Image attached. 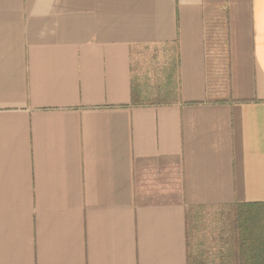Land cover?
<instances>
[{
  "label": "crops",
  "instance_id": "1",
  "mask_svg": "<svg viewBox=\"0 0 264 264\" xmlns=\"http://www.w3.org/2000/svg\"><path fill=\"white\" fill-rule=\"evenodd\" d=\"M140 46L171 102L132 105ZM258 203L264 0H0V264H191L188 208Z\"/></svg>",
  "mask_w": 264,
  "mask_h": 264
},
{
  "label": "rangeland",
  "instance_id": "2",
  "mask_svg": "<svg viewBox=\"0 0 264 264\" xmlns=\"http://www.w3.org/2000/svg\"><path fill=\"white\" fill-rule=\"evenodd\" d=\"M134 81L152 99L171 102L179 81L175 47L140 46L134 54ZM140 91V92H141ZM165 163V162H164ZM150 163L140 175L141 191H162L177 183L180 170L175 163ZM169 183V184H168ZM229 207H196L190 210L188 243L191 264H238V247Z\"/></svg>",
  "mask_w": 264,
  "mask_h": 264
},
{
  "label": "trees",
  "instance_id": "3",
  "mask_svg": "<svg viewBox=\"0 0 264 264\" xmlns=\"http://www.w3.org/2000/svg\"><path fill=\"white\" fill-rule=\"evenodd\" d=\"M159 99L132 91V105L147 106L165 104ZM231 225L238 247V264H264V204H242L229 207ZM192 208H188L189 213ZM190 220V219H189Z\"/></svg>",
  "mask_w": 264,
  "mask_h": 264
}]
</instances>
